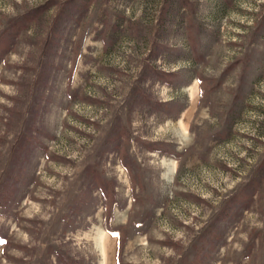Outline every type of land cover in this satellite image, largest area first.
<instances>
[{
    "label": "rangeland",
    "instance_id": "obj_1",
    "mask_svg": "<svg viewBox=\"0 0 264 264\" xmlns=\"http://www.w3.org/2000/svg\"><path fill=\"white\" fill-rule=\"evenodd\" d=\"M0 264H264V0H0Z\"/></svg>",
    "mask_w": 264,
    "mask_h": 264
},
{
    "label": "trees",
    "instance_id": "obj_2",
    "mask_svg": "<svg viewBox=\"0 0 264 264\" xmlns=\"http://www.w3.org/2000/svg\"><path fill=\"white\" fill-rule=\"evenodd\" d=\"M98 178H99V182H100L101 191H102L104 197L105 198L110 197L111 191H113V190H111L112 188H109V186L107 185V183L104 182V179L99 174H98ZM105 228L110 233H112L113 235H117L118 234V230L111 227L108 218H105Z\"/></svg>",
    "mask_w": 264,
    "mask_h": 264
},
{
    "label": "bare ground",
    "instance_id": "obj_3",
    "mask_svg": "<svg viewBox=\"0 0 264 264\" xmlns=\"http://www.w3.org/2000/svg\"><path fill=\"white\" fill-rule=\"evenodd\" d=\"M166 163H167V162H166ZM167 166H168V167H167V172H166V174H167V176L171 177L172 174H173V171H174L173 165L167 163ZM104 231H105V230H104Z\"/></svg>",
    "mask_w": 264,
    "mask_h": 264
}]
</instances>
